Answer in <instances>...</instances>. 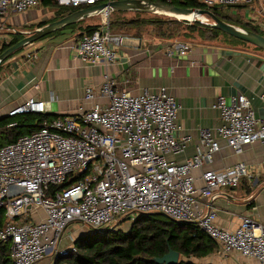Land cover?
<instances>
[{"label": "built area", "instance_id": "1", "mask_svg": "<svg viewBox=\"0 0 264 264\" xmlns=\"http://www.w3.org/2000/svg\"><path fill=\"white\" fill-rule=\"evenodd\" d=\"M55 1L81 7L111 0ZM200 1L244 7L245 20L255 26L264 11L252 9L254 0ZM40 6L42 0H0V16ZM2 39L4 45L13 37ZM124 39L111 29L109 15L94 31L82 33L72 48L94 64H114ZM191 48L189 38L174 36L165 53L184 57ZM35 89L41 90L39 83ZM85 89L86 100L93 102L90 108L44 120L35 132L0 147V210L4 209L0 243H10L13 264H38L47 256L56 263L70 254L75 250L74 236L65 233L76 223L101 231L156 213L198 224L219 245L218 254L237 251L252 260L248 264H264V225L246 214L236 229L220 227L213 206L221 190L238 186L244 177L253 179L254 170L242 161L222 169L211 167L223 144L240 155L247 146L264 141V91L260 110L246 95H220L213 104L220 111V124L200 128L195 140L178 135L181 105L166 88L133 95L106 80L97 89L90 85ZM48 109L47 102L31 96L11 108L8 116L45 115ZM13 126L16 123L9 124ZM193 143L194 154L185 162L174 159ZM66 182L65 188L52 190ZM205 200L211 202L209 208ZM65 238L71 240L61 245Z\"/></svg>", "mask_w": 264, "mask_h": 264}, {"label": "crops", "instance_id": "2", "mask_svg": "<svg viewBox=\"0 0 264 264\" xmlns=\"http://www.w3.org/2000/svg\"><path fill=\"white\" fill-rule=\"evenodd\" d=\"M252 9H264V0L254 2ZM50 10L42 4L24 13L0 16V53L3 35L14 37L12 32H29L28 26L45 21L52 13ZM245 13L244 9L243 19ZM99 16L88 25H99L102 19ZM165 24L176 34L185 33L182 36L186 38L189 32H196L187 56H168L165 48L169 39L163 35L156 40L127 35V42L124 41L119 50L116 63L94 64L78 56L72 48L84 33L86 26L82 24L76 27L73 24L70 28H63L59 34L25 46L0 65V120L8 116L11 108L31 96L48 103L47 115L75 114L93 104L86 100L85 88L90 85L97 89L106 80L133 95L144 90L157 92L166 88L181 105L177 117L181 126L178 135H191L195 140L199 137L200 128L213 129L220 124V111L213 107L220 95L227 98L246 95L260 110V96L264 91V50L234 46L226 37H220L217 29L209 24L211 28L204 27L202 22L199 26L201 30L195 25H180L172 21H165ZM257 27L264 29V11ZM34 55L37 57L33 58ZM37 83L41 86L39 91L35 89ZM194 151L193 143L174 159L183 163ZM238 161L245 162L254 170V178L244 177L238 186L224 188L213 201L218 213L216 223L231 230L240 225L241 216L246 214L264 225V141L247 146L240 155L223 144L211 167L222 169ZM195 174L200 175L201 170ZM204 202L205 207L211 206V202ZM68 242L69 239L65 238L61 245ZM250 261L239 252L232 251L225 255L214 253L196 262L248 264ZM48 264L55 262L52 260Z\"/></svg>", "mask_w": 264, "mask_h": 264}, {"label": "trees", "instance_id": "3", "mask_svg": "<svg viewBox=\"0 0 264 264\" xmlns=\"http://www.w3.org/2000/svg\"><path fill=\"white\" fill-rule=\"evenodd\" d=\"M147 1L171 4L185 8L208 9L216 16L230 24L264 35L262 30L252 23L247 22L245 18L243 21L234 20L229 16L223 15L220 11L221 8H219L222 7V5L208 7L200 0ZM42 4L47 8L49 7L52 10H55L54 18L50 21H42L28 26V31L35 30L36 28L42 27L51 21L58 20L67 14H71L88 6L64 7L59 6L55 0H42ZM239 8L242 7L239 6ZM123 13V11H114L110 13V27L115 32L128 31L129 29L135 28L136 32L141 35L144 30L148 29V26L155 23L159 26L160 23L165 24V21H172L180 25L182 23L189 26L200 25V22L198 21L190 24L189 22L175 19L165 20V18H160L159 16H156V18L153 19L141 18L140 16H142L143 13L140 12H135L139 15L138 17L135 16L134 18L128 19L121 16ZM202 25H205L207 28H211L209 25ZM70 27L71 25L65 27L64 29ZM97 27L98 25H88L85 27L84 32H92ZM64 29L57 30L48 36L59 34ZM154 30L155 26H153V30L147 31L154 32ZM138 34L136 37L141 38L142 35L140 36ZM223 34L229 38L233 37L224 32ZM12 35L14 36L12 41L9 44L3 45L2 52H4L11 45L20 41L25 36L20 33V31H16L14 33L12 32ZM174 35L175 32H172L169 34L168 38L174 37ZM238 40L245 45H249V43L243 40ZM255 48L263 50L258 47ZM55 117L57 116L26 113L14 117L6 116L2 118L0 120V137H2L0 139V147L16 140L21 135L35 132L41 127L44 120H52ZM13 122L16 123V126L9 127V124ZM68 184L69 183L66 182L61 185L53 186L52 190L55 191L63 189ZM3 217L4 209H1L0 226L3 224ZM74 245L75 250L72 251L66 259H64V261H67L69 264H159L156 261V258L164 256L170 251V249H173L180 254V261L177 264H203L196 261L209 257L219 251V245L212 238H210L209 235L198 226V224L193 222H180L162 213L141 214L134 220L128 230H122L116 227L107 228L101 231L90 229L88 232L78 237L75 240ZM10 252V243H0V264H13ZM62 260L63 259L58 258L55 264H60L63 262Z\"/></svg>", "mask_w": 264, "mask_h": 264}, {"label": "water", "instance_id": "4", "mask_svg": "<svg viewBox=\"0 0 264 264\" xmlns=\"http://www.w3.org/2000/svg\"><path fill=\"white\" fill-rule=\"evenodd\" d=\"M114 11H131L163 15L175 20L186 21L189 23L196 21L203 22L200 18L202 16H207L212 20V23H208L212 28L220 30L228 35L264 50V35L230 24L216 16L208 9L185 8L147 0H111L81 8L71 14L65 15L58 20L51 21L42 27L36 28L35 30L29 32L20 31V33L25 35L24 38L2 52L0 54V60L3 61L9 58L25 46L34 43L57 30H61L67 26L73 25L81 19H86L106 12L111 13ZM189 16L192 18L189 19ZM156 261L159 264H177L180 261V254L179 252L170 249V251L164 256L156 258Z\"/></svg>", "mask_w": 264, "mask_h": 264}, {"label": "rangeland", "instance_id": "5", "mask_svg": "<svg viewBox=\"0 0 264 264\" xmlns=\"http://www.w3.org/2000/svg\"><path fill=\"white\" fill-rule=\"evenodd\" d=\"M256 1H258V0H254V2L256 3ZM254 4V3H253ZM208 7L209 6H221V5H207ZM219 8H221L220 9V11H221V13L223 14V15H225V16H229V17H231L232 19H234V20H244L243 19V15H242V12H243V10H244V8L242 7V8H239V7H229V6H222V7H219ZM52 13H50L49 15H48V17L45 19V21H50L52 18H54V16H55V10L53 11L52 9L50 10ZM101 16L102 17V19H101V23L103 22V20L106 18L107 20L109 19V15H110V13L109 12H106V13H102V14H98V15H95L94 17L92 16V17H89V18H86V19H81L80 21H78L77 23H75L73 26L74 27H76V26H78V24H82V26H87L88 24H91L92 22H94L93 20H95V18L97 17V16ZM99 16V17H100ZM122 17H124V18H128V19H130V18H134L135 16L136 17H138L139 15H137L135 12H131V11H128V12H124L122 15H121ZM156 16H159L160 18H165V20L167 19V20H170V19H172V18H170V17H167V16H163V15H156V14H148V13H143V15L142 16H140L141 18H156ZM98 17V18H99ZM105 17V18H104ZM205 18H207L208 20H202L203 19V17L201 18V20L203 21V23L202 24H206V25H208V23H212V20L209 18V17H207V16H204ZM100 23V24H101ZM192 23H195V22H192ZM72 26V25H71ZM153 26H155V30H154V32L153 31H147V30H153ZM183 26H186V25H183ZM197 28H199L200 30H201V27H199L200 25L198 24V25H195ZM205 27V26H204ZM239 27V26H238ZM148 29L147 30H144L143 32H142V37L143 38H146L147 40H156V39H160V38H162L161 37V35H165V36H169V34L172 32V29H170V26L168 27L166 24H164V23H160L159 24V26L157 25V23H155V24H153V25H150V26H148L147 27ZM205 30V29H204ZM116 32H118V33H121V34H124L125 35V42H127V35H129V36H137V32H136V30H135V28H133V29H129L128 31H116ZM195 32V31H194ZM194 32H189V34H188V38L191 40V39H193V37H195V33ZM208 32H211L210 30H208ZM220 33H219V35H220V37L222 36V37H226L227 39H228V41H230L231 43L230 44H232V45H234V46H239V47H243V48H245V47H247V48H255V47H253V45H245V44H243L241 41H239L238 40V38L237 39H235V37H234V39H233V37H231V38H229L228 36H226L225 34H223V32H221V31H219ZM212 33V32H211ZM185 33H183V32H181L180 34H176L175 33V37L176 36H182V35H184ZM212 34H214V33H212ZM138 35H140V34H138ZM140 35V36H141ZM207 36H208V33L206 34ZM231 36V35H230ZM169 39V38H168ZM194 40V39H193ZM136 41V40H135ZM2 137H0V139H1ZM2 141H3V139H2ZM29 221H33L32 219H29ZM134 221H129V220H122L119 224H117L115 227L116 228H118V229H122V230H128L129 229V227L131 226V224L133 223ZM82 228H83V230H82ZM90 229L88 228V227H86V226H82L80 223H76L75 225H71V226H69V228L67 229V231H66V233H65V236H67V235H69L70 233V235H73L74 236V241L78 238V237H80L82 234H84V233H86V232H88ZM71 240V238H69V241ZM68 255L69 254H67L66 256H61L60 258L61 259H63L62 261H64V259H66V257H68ZM52 256H47L45 259H43L42 261H41V264H48V263H51L52 262Z\"/></svg>", "mask_w": 264, "mask_h": 264}, {"label": "bare ground", "instance_id": "6", "mask_svg": "<svg viewBox=\"0 0 264 264\" xmlns=\"http://www.w3.org/2000/svg\"><path fill=\"white\" fill-rule=\"evenodd\" d=\"M202 17H203V19H202V20H205V17H204V16H202ZM202 17H201V18H202ZM188 18H189V19H191L192 17H191V16H189Z\"/></svg>", "mask_w": 264, "mask_h": 264}]
</instances>
